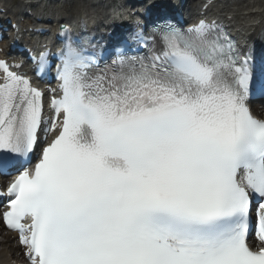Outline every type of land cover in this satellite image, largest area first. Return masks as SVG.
<instances>
[{
  "label": "snow or ice",
  "instance_id": "6c2138e0",
  "mask_svg": "<svg viewBox=\"0 0 264 264\" xmlns=\"http://www.w3.org/2000/svg\"><path fill=\"white\" fill-rule=\"evenodd\" d=\"M14 67L0 59L2 219L30 264H264L253 50L204 19L139 28L108 58L69 38L47 116Z\"/></svg>",
  "mask_w": 264,
  "mask_h": 264
},
{
  "label": "bare ground",
  "instance_id": "6f19581e",
  "mask_svg": "<svg viewBox=\"0 0 264 264\" xmlns=\"http://www.w3.org/2000/svg\"><path fill=\"white\" fill-rule=\"evenodd\" d=\"M29 0H18V4L14 6L9 3L13 7V12L16 14L19 12L20 7L23 5L31 7L32 4L28 2ZM81 8L77 9L72 15H65L62 12L61 8H56L54 12V16L60 15L66 20L77 22L80 19L89 20V21H105V17L115 15L119 10L117 8L116 11H113L112 8L119 3V0H82ZM191 3V2H189ZM46 5V4H45ZM233 4L229 11L224 14V16H231V19L227 20V23H231L234 21L240 31L247 32H257L260 26H263L264 23V0H249L248 3L245 4ZM46 7V6H45ZM43 10V9H42ZM217 13H220L217 11ZM19 17V16H18ZM258 26L253 27V22L258 21ZM5 237L7 239H12L14 237V233L6 232ZM18 245L15 244V252L17 254ZM12 251L10 249L5 248L0 244V260H2V264L5 261H8V255Z\"/></svg>",
  "mask_w": 264,
  "mask_h": 264
},
{
  "label": "rangeland",
  "instance_id": "374dc122",
  "mask_svg": "<svg viewBox=\"0 0 264 264\" xmlns=\"http://www.w3.org/2000/svg\"><path fill=\"white\" fill-rule=\"evenodd\" d=\"M70 11H71L70 14L74 12V11H72V8L70 9ZM4 233L5 232L3 231L1 224H0V244L4 245L7 248H11L12 251L15 252V241H14V239H11V238L7 239L6 237H4ZM17 249H18L17 251L20 252L21 247H18ZM19 252H17V254H19ZM15 255H16V253H15Z\"/></svg>",
  "mask_w": 264,
  "mask_h": 264
}]
</instances>
